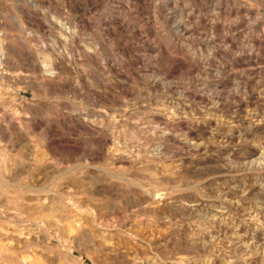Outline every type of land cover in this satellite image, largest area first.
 <instances>
[{
	"label": "rangeland",
	"instance_id": "374dc122",
	"mask_svg": "<svg viewBox=\"0 0 264 264\" xmlns=\"http://www.w3.org/2000/svg\"><path fill=\"white\" fill-rule=\"evenodd\" d=\"M0 264H264V0H0Z\"/></svg>",
	"mask_w": 264,
	"mask_h": 264
}]
</instances>
